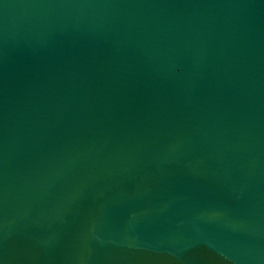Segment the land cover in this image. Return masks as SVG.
<instances>
[{
  "label": "water",
  "instance_id": "1",
  "mask_svg": "<svg viewBox=\"0 0 264 264\" xmlns=\"http://www.w3.org/2000/svg\"><path fill=\"white\" fill-rule=\"evenodd\" d=\"M0 264H264V0H0Z\"/></svg>",
  "mask_w": 264,
  "mask_h": 264
}]
</instances>
